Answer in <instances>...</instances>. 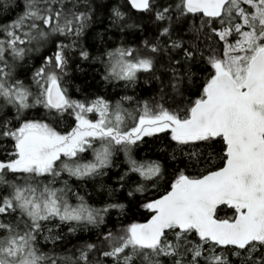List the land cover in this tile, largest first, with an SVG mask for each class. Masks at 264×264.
I'll return each mask as SVG.
<instances>
[{
	"label": "snow or ice",
	"instance_id": "obj_1",
	"mask_svg": "<svg viewBox=\"0 0 264 264\" xmlns=\"http://www.w3.org/2000/svg\"><path fill=\"white\" fill-rule=\"evenodd\" d=\"M0 264H264V0H0Z\"/></svg>",
	"mask_w": 264,
	"mask_h": 264
},
{
	"label": "trees",
	"instance_id": "obj_2",
	"mask_svg": "<svg viewBox=\"0 0 264 264\" xmlns=\"http://www.w3.org/2000/svg\"><path fill=\"white\" fill-rule=\"evenodd\" d=\"M74 82L79 84L82 83L84 77H81L79 73H73ZM110 90V89H109Z\"/></svg>",
	"mask_w": 264,
	"mask_h": 264
}]
</instances>
